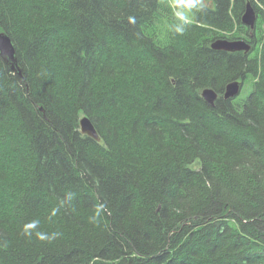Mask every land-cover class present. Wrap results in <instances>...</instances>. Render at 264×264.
<instances>
[{"label":"trees","instance_id":"1","mask_svg":"<svg viewBox=\"0 0 264 264\" xmlns=\"http://www.w3.org/2000/svg\"><path fill=\"white\" fill-rule=\"evenodd\" d=\"M192 10L0 0V264H264V0Z\"/></svg>","mask_w":264,"mask_h":264},{"label":"water","instance_id":"2","mask_svg":"<svg viewBox=\"0 0 264 264\" xmlns=\"http://www.w3.org/2000/svg\"><path fill=\"white\" fill-rule=\"evenodd\" d=\"M257 16L258 14L255 8L250 2H248L242 15L243 24L254 29L256 26ZM211 48L226 51H245L247 53L251 50V43L244 39L229 40L226 38H217L212 41ZM0 55L6 62L11 64L14 70L17 69L16 66L18 65V62L16 49L10 36L4 31H0ZM242 85L243 81L240 80H234L228 83L223 94L224 98L229 99L238 96L241 92ZM202 97L206 102L211 105H215L218 93L214 88L207 87L203 89ZM80 129L83 134L91 136L98 141L101 139L94 123L87 115L81 117Z\"/></svg>","mask_w":264,"mask_h":264},{"label":"rangeland","instance_id":"3","mask_svg":"<svg viewBox=\"0 0 264 264\" xmlns=\"http://www.w3.org/2000/svg\"><path fill=\"white\" fill-rule=\"evenodd\" d=\"M163 3L169 4L174 12L179 16H183L185 19H191L192 9L195 5V0L190 3V0H161ZM246 85L244 86V88ZM244 92L240 95H243Z\"/></svg>","mask_w":264,"mask_h":264},{"label":"clouds","instance_id":"4","mask_svg":"<svg viewBox=\"0 0 264 264\" xmlns=\"http://www.w3.org/2000/svg\"><path fill=\"white\" fill-rule=\"evenodd\" d=\"M191 2H193V0H190V3H191ZM178 15H179V14H178ZM181 19H185V18H184L183 16H181ZM177 31H182V29L178 27V28H177Z\"/></svg>","mask_w":264,"mask_h":264}]
</instances>
